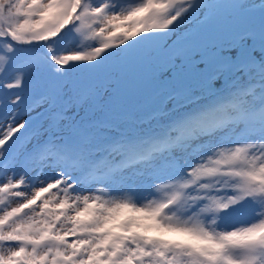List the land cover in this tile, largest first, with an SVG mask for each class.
<instances>
[{
  "label": "snow or ice",
  "instance_id": "obj_1",
  "mask_svg": "<svg viewBox=\"0 0 264 264\" xmlns=\"http://www.w3.org/2000/svg\"><path fill=\"white\" fill-rule=\"evenodd\" d=\"M0 264H264V0H0Z\"/></svg>",
  "mask_w": 264,
  "mask_h": 264
},
{
  "label": "rangeland",
  "instance_id": "obj_2",
  "mask_svg": "<svg viewBox=\"0 0 264 264\" xmlns=\"http://www.w3.org/2000/svg\"><path fill=\"white\" fill-rule=\"evenodd\" d=\"M62 36L63 37L58 39V41H57V49L63 48L65 46H67L69 48L75 47L79 43V39L77 37H75V34L71 31V26H69V28L63 32ZM70 40H72L73 42H68ZM39 45L40 44H34L31 46V48L25 47L24 50H21L20 48H18L16 53H15V59L23 58L25 55H28V54L35 52L37 46L39 47ZM81 71H82V69L79 67L74 66V67L69 68V72L72 74H76V73H79Z\"/></svg>",
  "mask_w": 264,
  "mask_h": 264
},
{
  "label": "trees",
  "instance_id": "obj_3",
  "mask_svg": "<svg viewBox=\"0 0 264 264\" xmlns=\"http://www.w3.org/2000/svg\"><path fill=\"white\" fill-rule=\"evenodd\" d=\"M62 35H63V33H62ZM62 35L59 37V39L63 37ZM68 40H69V39H68ZM68 42H73V41L70 40V41H68ZM74 43H75V42H74ZM24 48H25V47H24ZM24 48H20V49H21V50H24ZM44 51H45V50H44V45H43V42H41L40 45H39V47L37 46L35 52L44 53ZM13 143H15V142H13ZM10 148H11V145H10Z\"/></svg>",
  "mask_w": 264,
  "mask_h": 264
}]
</instances>
